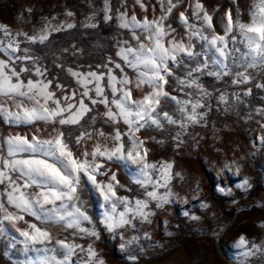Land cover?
Returning a JSON list of instances; mask_svg holds the SVG:
<instances>
[{"label": "rangeland", "instance_id": "1", "mask_svg": "<svg viewBox=\"0 0 264 264\" xmlns=\"http://www.w3.org/2000/svg\"><path fill=\"white\" fill-rule=\"evenodd\" d=\"M173 2L176 7L164 21L172 29L165 37V43L175 39L188 44L191 37L197 55L180 53L177 62L169 61L172 75L167 77L169 82L165 86L169 97L162 99L159 106L161 125L157 127L149 122L135 133L138 140L146 141L147 161L156 165L154 169L146 170L152 183H142L147 179L142 164L127 159H101L104 174L97 176L98 181L107 183L112 173H116L119 181L115 189L117 197H125L131 207H135L137 200L146 201L147 219L129 213V224L109 230L105 219L106 214L112 212L111 202H106L99 189L81 175L79 195L82 208L89 216V221H82L81 227L94 231L96 235L61 225L42 224L35 217L18 213L8 205L6 196L2 195L6 184H0V202L8 211L24 215V221L15 226L3 222L0 264H29L53 255L63 259L65 250L56 244L57 239L82 246L83 250H75L69 264H86L89 246L96 252L90 264H97L100 260L104 264H264V86L258 87L264 85V62L243 55L248 49L238 30L226 36L230 53L227 59L207 41L200 40L199 36L192 37L194 31L208 36L213 31L225 35L229 11L234 21L249 23L258 0H199L203 11L212 16V29L207 28L203 11L199 13L201 18L197 19V0ZM141 3L144 7L137 0H0V25L11 34L5 36L0 30V60L17 72L22 67L30 69L20 74L25 83L28 79L52 81L50 90L62 103L63 97L73 92L77 93L73 102H78L84 90L70 69L84 76L90 72L103 74L100 83L109 101L113 99L108 86L109 71L117 80L127 75L132 81L128 87L133 99L140 100L151 88L147 85L136 87V70L129 67L118 53L122 48L138 47L141 42L148 44L145 39L148 33L142 28L122 27V14L129 21L133 15L140 21L145 18L158 20L164 15L161 0H141ZM166 7L167 0H164ZM181 13L187 17V24L181 20ZM45 32L48 38L42 43L27 39ZM232 36L236 37L235 42ZM13 39L20 49L17 52L7 47ZM25 55L35 61L16 59ZM205 63L207 67L201 72L192 71ZM35 67L44 71V77L35 75ZM190 71L191 76L188 75ZM209 72L220 75H209ZM237 73H244L250 79L245 83H233L238 79ZM192 79L197 80L200 88L180 83ZM89 88L93 85L90 84ZM89 96L101 99L94 90ZM172 96L179 101L200 102L202 106L196 109V122L187 120L185 113L180 111L181 105L171 99ZM221 96L225 100H221ZM14 99L31 103L21 97ZM84 100L91 111L78 125L61 126L44 121L8 123L0 116V156L7 158V146L3 140L9 135L21 134L31 138L35 134L48 138L55 135L53 129L64 131L76 154L85 150L91 152L98 143L111 148L114 144L111 137L117 130L122 133L125 149H130V136L125 135L129 132L128 125L123 120H109L104 115L108 108L103 103L92 104L89 98ZM0 104L16 110L14 101L7 97L0 96ZM110 106L115 111V107ZM163 111H167L176 123H168L163 118ZM186 111L190 113V104ZM100 132L105 135L100 136ZM81 133H89L90 138L85 137L77 144L76 137ZM162 165H171L167 169L166 187L156 186L157 183L164 184L165 168ZM12 175L18 177V173ZM18 182L23 183V180ZM153 190L161 195L171 193L168 202L148 197L147 193ZM26 191L31 194L38 189L33 187ZM124 210V204L117 203L113 215L118 217ZM28 223H36L48 230L51 241L26 246L24 237L16 228L27 230ZM241 236L247 242L244 245L240 244Z\"/></svg>", "mask_w": 264, "mask_h": 264}, {"label": "snow or ice", "instance_id": "2", "mask_svg": "<svg viewBox=\"0 0 264 264\" xmlns=\"http://www.w3.org/2000/svg\"><path fill=\"white\" fill-rule=\"evenodd\" d=\"M137 3L144 7L141 0H137ZM161 6L164 15L158 20L150 21L145 18L140 21L133 15L129 21L124 19V14H122V27L142 28L148 33L145 38L148 40V44L141 42L138 47L129 46L122 48L118 53L129 67L136 70V87L147 85L151 88V91L140 100L133 99L132 90L128 87L132 81L127 75L117 80L112 75L111 70L109 71L108 86L113 94V99L109 101L104 95L105 90L100 83L103 79V74L90 72L87 76H84L70 69L71 75L77 78L78 83L84 90L80 93L81 99L78 102H73L77 95L76 92H73L71 95H65L62 103L61 99L56 97L55 92L50 90L52 81L28 79L25 83L21 80L20 74L31 71L30 69L22 67L17 72L7 62L0 60V96L12 99L16 108L13 111L6 104H0V116L6 122L31 124L36 121H44L45 123H58L61 126L78 125L87 113L91 111V108L84 100V98H89L92 104L103 103L108 108L104 115L109 120L113 122H117L118 119L123 120L129 127V132L125 135H129L131 139V148L126 150L122 142V133L117 130L115 135L111 137L114 141L111 148L98 143L91 152L85 150L82 154H76L70 147L64 131L59 129H53L55 135L48 138H40L35 134L31 138L21 134L9 135L3 140V143L7 146V158L0 156V184H6L2 195L6 196L8 205L17 209L18 213H26L29 216H33L42 224L61 225L66 229L75 228L79 232L96 235L94 231L89 232L81 227L82 221H89L87 212L82 208L83 201L79 195L81 175H83L99 189L104 200L112 204V212L107 213L105 219L109 230L129 224L131 222L127 219L129 213L140 215L147 219L149 213L144 211L148 207L146 201L137 200L135 207H131L125 197H117L115 189L119 185V181L116 173H112L107 183L98 181L97 176L104 174L101 171L104 168V163L101 162V159L106 161H123L127 159L134 164H142L143 170H145L143 175L147 178L142 183H152L151 177L146 170L154 169L156 165L147 161L148 149L145 147L146 141L138 140L135 133L143 129L149 122L157 127L161 125L159 106L162 99L169 97L165 86L169 82L167 77L172 75L169 61L177 62V57L180 53L188 56L197 55L193 51L191 37L188 44L175 39L168 40L165 43V37L170 35L172 29L170 26H166L164 21L172 13L176 3L173 0H167V7L164 8V0H161ZM195 8L197 10L195 15L197 19H200L199 13L203 11V5L199 0H197ZM180 18L185 24L188 23L184 13L180 14ZM202 18L207 28L212 29V16L207 11H203ZM227 20L225 35H218L213 31L211 36H208L200 31H194L192 32V37L199 36L200 40L207 41L221 57L227 59L230 53L227 51L226 36L238 30L243 37L242 42L246 44L248 49V52L243 53V55L246 57L252 56L255 60L264 62V0H258L256 11L252 13L249 23H243L238 19L234 21L230 11L227 14ZM68 27L71 28L72 25L69 24ZM189 27L193 26L189 25ZM0 30L3 31L5 36H11L5 26L0 25ZM47 38L46 32L39 37H27L31 42L39 40L41 43ZM232 40L235 42L236 37L232 36ZM7 47L12 52L20 50L18 43L14 39L11 40ZM16 59L35 61V58L27 55L16 57ZM117 67H120V65H117ZM206 67L207 64L205 63L202 67H197L192 71L201 72ZM34 73L39 77H44L45 75L44 71L39 67H35ZM208 74L220 75V73L215 72H209ZM188 75L191 76L192 72L190 71ZM237 76L238 79L234 80L233 83H245L250 79L244 73H237ZM180 83L188 87L196 86L200 88L196 79L190 81L182 80ZM90 84L93 85V88H89ZM261 86L264 85H258V87ZM57 87L61 86L57 85ZM93 90L97 97H101L100 100L92 99L89 96V93ZM117 93H119V96H117ZM202 94L206 95L207 93L202 92ZM15 97L25 98L31 103L26 104L23 100L15 101ZM171 99L177 100L175 96H172ZM220 99L225 100V97L221 96ZM177 103L181 105L180 111L185 113L187 120L196 122L198 116L196 109L202 106L200 102L196 101L193 103L191 101L177 100ZM189 104L191 105L190 113L186 111ZM110 105L115 107V111ZM162 115L168 123H176L167 111H163ZM99 135L104 136L105 134L100 132ZM85 137L90 138V134L81 133L80 136L76 137V143L80 144ZM141 149H143L142 152ZM161 167L165 168L162 176L164 184L160 185L157 183L156 186L166 187L167 169H170L171 165H162ZM13 173H18V177L14 178ZM21 179L23 183L18 182ZM33 187L38 189V191L31 194L26 191ZM170 194L161 195L155 190L147 193L151 199L162 201L163 203L168 202ZM58 201L59 204H57ZM117 203H123L125 206V210L120 212L118 217L113 215L116 212ZM0 213L3 214L0 215V232L3 231L4 221L12 223L13 226L19 221H24V215L8 211L3 202H0ZM16 231L19 232L20 236L24 237L23 242L26 246L29 244H44L52 239L51 233L45 228L39 227L36 223H28L27 230L17 227ZM246 243L244 237L241 236L240 244L244 245ZM56 244L65 250L63 259H57L55 255L51 258L45 256L39 260L31 261L29 264H53V261L55 264H69L70 257L75 253V250L78 248L83 250L81 245L66 240L57 239ZM53 251L55 250L53 249ZM87 254L88 261L86 264H90L96 256V252L89 246ZM97 264H104V262L100 260Z\"/></svg>", "mask_w": 264, "mask_h": 264}]
</instances>
